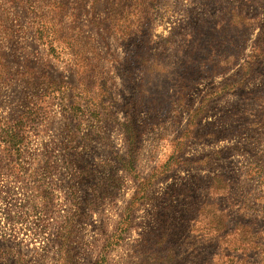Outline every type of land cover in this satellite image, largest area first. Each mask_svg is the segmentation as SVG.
I'll return each mask as SVG.
<instances>
[{
	"label": "rangeland",
	"instance_id": "rangeland-1",
	"mask_svg": "<svg viewBox=\"0 0 264 264\" xmlns=\"http://www.w3.org/2000/svg\"><path fill=\"white\" fill-rule=\"evenodd\" d=\"M0 124V264H264V0H0Z\"/></svg>",
	"mask_w": 264,
	"mask_h": 264
},
{
	"label": "trees",
	"instance_id": "trees-1",
	"mask_svg": "<svg viewBox=\"0 0 264 264\" xmlns=\"http://www.w3.org/2000/svg\"><path fill=\"white\" fill-rule=\"evenodd\" d=\"M33 114V111L30 112ZM0 124V168H8V174L10 178L14 180V182H19V177L16 176L15 167L11 166L15 160L22 159L24 155V151L26 150L27 143V131H14L16 129H20V126L17 128L5 127ZM7 161V163H6ZM73 173V175H76ZM4 193L9 195L11 190L8 189L5 191H0V199H3ZM43 198L45 199V192L43 193ZM19 217L15 220V218H11L10 221L17 224L19 221Z\"/></svg>",
	"mask_w": 264,
	"mask_h": 264
}]
</instances>
